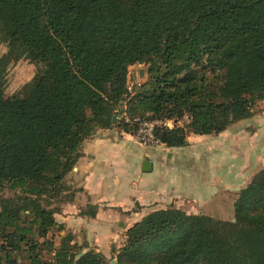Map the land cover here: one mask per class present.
Wrapping results in <instances>:
<instances>
[{"label":"trees","instance_id":"trees-1","mask_svg":"<svg viewBox=\"0 0 264 264\" xmlns=\"http://www.w3.org/2000/svg\"><path fill=\"white\" fill-rule=\"evenodd\" d=\"M0 37V264H264V165L237 191L231 218L156 208L110 256L59 235L55 219L81 189L70 172L84 141L109 127L134 134L125 116L186 115L154 130L179 146L188 132L217 133L254 113L264 0H0ZM11 55L36 68L5 95Z\"/></svg>","mask_w":264,"mask_h":264},{"label":"crops","instance_id":"crops-1","mask_svg":"<svg viewBox=\"0 0 264 264\" xmlns=\"http://www.w3.org/2000/svg\"><path fill=\"white\" fill-rule=\"evenodd\" d=\"M263 100L250 117L217 133L188 132L179 146L145 144L118 127L99 130L84 141L70 172L81 189L55 213L58 234L70 231L109 256L113 238L125 237L124 229L150 210L172 204L211 214L207 208L218 195L235 197L264 165ZM87 204L96 206L94 215L80 213Z\"/></svg>","mask_w":264,"mask_h":264},{"label":"rangeland","instance_id":"rangeland-1","mask_svg":"<svg viewBox=\"0 0 264 264\" xmlns=\"http://www.w3.org/2000/svg\"><path fill=\"white\" fill-rule=\"evenodd\" d=\"M7 48L6 42L0 37V56L7 52ZM144 67V64L133 67L134 70L130 76L129 88L133 87L134 82L141 80L143 75L140 76L139 68L144 69ZM35 68L36 64L29 60L26 56L14 58V56L11 55L5 65V95L23 91L25 89V83L28 82L34 75ZM260 104H262L261 100L256 103L254 110L259 109ZM255 112L257 113V111ZM1 193V195H9L10 192L8 190H3ZM234 194L235 192L232 193L230 191L221 193L220 196L218 195L217 197V203L210 205L207 210L211 211L212 215H216L221 218H231L233 216L232 202Z\"/></svg>","mask_w":264,"mask_h":264},{"label":"built area","instance_id":"built-area-1","mask_svg":"<svg viewBox=\"0 0 264 264\" xmlns=\"http://www.w3.org/2000/svg\"><path fill=\"white\" fill-rule=\"evenodd\" d=\"M119 117V116H117ZM187 119V116L184 115L181 118L175 117H160V118H144L140 116H135L129 118L125 116V120L136 125L134 136L140 142L145 144H163L154 133V130L157 126L172 128L177 125H181L183 120ZM125 237L113 238V243L120 245L124 241Z\"/></svg>","mask_w":264,"mask_h":264},{"label":"water","instance_id":"water-1","mask_svg":"<svg viewBox=\"0 0 264 264\" xmlns=\"http://www.w3.org/2000/svg\"><path fill=\"white\" fill-rule=\"evenodd\" d=\"M143 73H144V69L143 68H139V74H140V76H142ZM150 165H151L150 164V161L148 159H146L144 161V169L150 168ZM111 263L114 264L115 263V260L114 259H111Z\"/></svg>","mask_w":264,"mask_h":264}]
</instances>
